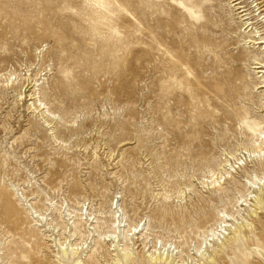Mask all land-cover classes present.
Listing matches in <instances>:
<instances>
[{
  "label": "rangeland",
  "instance_id": "obj_1",
  "mask_svg": "<svg viewBox=\"0 0 264 264\" xmlns=\"http://www.w3.org/2000/svg\"><path fill=\"white\" fill-rule=\"evenodd\" d=\"M233 1L0 0V264H208L235 229L264 240V151L210 85L264 50Z\"/></svg>",
  "mask_w": 264,
  "mask_h": 264
},
{
  "label": "bare ground",
  "instance_id": "obj_2",
  "mask_svg": "<svg viewBox=\"0 0 264 264\" xmlns=\"http://www.w3.org/2000/svg\"><path fill=\"white\" fill-rule=\"evenodd\" d=\"M233 2H234V7H238L237 8V11L239 12L238 15H241L240 18H242L243 19L242 21L245 22L244 23L246 26L245 30L250 29L249 31L252 32L253 29H255V31L252 32V35L250 37L245 38L246 41H248L247 43L252 44L254 46L255 45L259 46V48L261 46H264V32L262 34V32L258 28L259 23H260L259 16L264 15V0H255V2L257 3V5L255 7H252V4H246L244 0L243 1L242 0H234ZM256 7L258 8L257 10L259 11V15H254L256 12V10H255ZM257 33H258V35H257ZM233 58L235 60V68L232 72H227V74H225V76L222 80L223 81L222 83H224L225 85L231 84L233 86L232 89L229 90V88H226V90H225V88L221 84V81H219L217 83V82H215V80H210V83H211L210 85H212V87H214V90L218 96L224 97L227 100L226 102H229V105L231 104V106L233 108V112H230V117H232L231 118L232 122L237 123L239 126H242L244 128V130L246 132L244 134L246 135V138H248L246 143H247L248 148H250L249 149L250 152L254 155L257 153L260 154L262 151H264V149H262L261 147H258V146L252 148L251 145H253L252 140H254L256 138V141H257L261 138H257V136L256 135L254 136L252 133H259L260 137L261 136L264 137V131L260 130L261 128H260V125L257 123V121H255V120L250 121L249 120V109L247 107V103L254 101V97L252 95H253L255 90H264V50H260V53H258V52L257 53L240 52L239 54L234 55ZM252 62H253V65L255 66L254 69L258 71L256 74L261 75L255 81L251 80L252 78L249 79V76H250L249 68H247V66ZM196 91H198V90H196ZM210 96H212V95L210 94ZM216 98H218V97H216ZM210 105H212V104H210ZM262 107L264 108V103L262 104ZM230 111H232V110H230ZM230 127H231V125H230ZM255 145H257V144H255ZM205 157H207V156H205ZM260 169H261L260 172H262V174H264V163L261 164ZM76 187L74 188L75 191L72 190L71 194L79 195L78 194L79 187H78V189ZM224 204H225V202H224ZM211 207H212V205H209V207H208L209 209L205 206L200 207L199 210L200 211L203 210V211H202V213H198V215L196 217L190 218L192 223L193 224H199L205 218L208 219L212 215V210H210ZM5 211L7 212L9 219L13 218L14 215L18 214L17 211L14 208H12L10 205L5 206ZM116 222H117V219L114 221V223H116ZM221 228H223V227H221ZM75 233H79L80 235H82L81 241H84L85 238L92 235L90 232L85 234V232L82 230V227L77 228ZM112 234H115V233H112ZM77 236H78V234H77ZM226 243L229 244V245L227 244V246H229L227 248L228 249L230 248V249L228 251L226 250L225 243H224V245H221L222 246V247L220 246L221 249L219 248L220 250L217 249L216 251H214L212 256L207 259L208 264H251V259L249 257V256H251V254L248 253L246 251V249H248V247H252V246H256L260 249H264V240L262 241L259 236H254L252 238V240H250L249 242L248 241H246V242L241 241V245L239 244L238 246H235L236 243H239L238 230H236V229L234 231L233 237L229 238V240ZM236 249H238L237 251L242 252L241 255H238V253L236 252ZM104 250H105V246H103V244L98 242L95 245V251L93 253H94V255H97L101 251H104ZM77 251H78V249H77ZM71 253L73 254V260L71 262H74V263L76 262L77 264H80L81 261L75 259V256L78 254V252L75 253L73 250ZM66 254H67L66 251H63V255L66 256ZM224 254H229V257H231L230 258L231 260H229V262H224L221 259V256H223ZM129 258H130V255L123 254L122 260L117 259L115 264H121V262H123L124 260H128ZM91 259L95 261V256H92ZM155 260L159 261L161 259L156 258ZM68 262L70 263V261H68ZM59 264H60V262H59Z\"/></svg>",
  "mask_w": 264,
  "mask_h": 264
}]
</instances>
